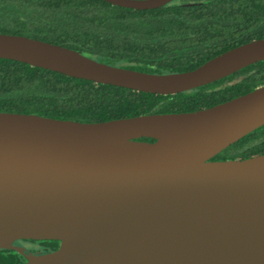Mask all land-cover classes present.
<instances>
[{
	"label": "water",
	"instance_id": "obj_1",
	"mask_svg": "<svg viewBox=\"0 0 264 264\" xmlns=\"http://www.w3.org/2000/svg\"><path fill=\"white\" fill-rule=\"evenodd\" d=\"M103 1L150 10L174 0ZM0 59L174 95L264 61V38L171 74L9 34H0ZM263 125L264 85L195 112L106 122L0 112V249L24 264H264V154L212 160ZM19 240L59 247L33 253Z\"/></svg>",
	"mask_w": 264,
	"mask_h": 264
},
{
	"label": "trees",
	"instance_id": "obj_2",
	"mask_svg": "<svg viewBox=\"0 0 264 264\" xmlns=\"http://www.w3.org/2000/svg\"><path fill=\"white\" fill-rule=\"evenodd\" d=\"M0 34L60 45L100 63L134 71L183 73L227 50L264 38V0H174L150 10L118 7L103 0H0ZM262 85L264 61L190 91L159 95L0 59V112L106 122L195 112ZM263 154L264 125L212 160H242ZM15 245H27L33 253L59 247L57 241L48 240H19ZM24 263L18 252L0 249V264Z\"/></svg>",
	"mask_w": 264,
	"mask_h": 264
},
{
	"label": "flooded vegetation",
	"instance_id": "obj_3",
	"mask_svg": "<svg viewBox=\"0 0 264 264\" xmlns=\"http://www.w3.org/2000/svg\"><path fill=\"white\" fill-rule=\"evenodd\" d=\"M25 248H27V245L25 246Z\"/></svg>",
	"mask_w": 264,
	"mask_h": 264
}]
</instances>
